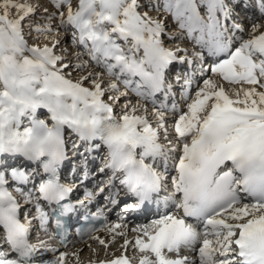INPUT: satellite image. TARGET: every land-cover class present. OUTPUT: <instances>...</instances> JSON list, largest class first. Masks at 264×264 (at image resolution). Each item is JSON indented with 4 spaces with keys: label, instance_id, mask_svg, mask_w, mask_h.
<instances>
[{
    "label": "snow or ice",
    "instance_id": "1",
    "mask_svg": "<svg viewBox=\"0 0 264 264\" xmlns=\"http://www.w3.org/2000/svg\"><path fill=\"white\" fill-rule=\"evenodd\" d=\"M162 3L163 12L172 16L188 40L212 56L227 55L209 66L214 76L250 87H240L230 95L215 80L205 79L190 95L191 80L185 77L182 95L190 100L186 110H178L175 103L171 108L166 103L157 106L151 98L163 92L167 99L172 91L166 70L173 62L184 63L188 53L179 45L174 50L165 47L163 20L141 11V0H78L75 10L71 0H59L54 6L65 10L58 17H46L59 19L55 32L50 23L30 22L36 8L27 0H0V226L9 246V252L0 251V264H36L33 253L44 242L30 243L29 232L33 220L41 228L49 221L39 202L32 219L27 214L24 222L18 219L19 203L5 185L9 178L15 181L14 191L31 202L33 189L22 185L33 177L29 169L9 165V158L40 161L48 178L34 186L35 191L39 201L56 205L52 215L59 213L58 229L62 227L59 217L74 211L73 204L64 202L73 189L61 184L57 176L66 159L67 131L106 147L100 171L111 170L107 183L119 179L136 197L125 211L139 210L154 199L159 204L154 194L168 190L170 179L165 208L171 203L182 215L164 211L132 229L137 233L134 248L140 254L139 264H189L180 251L197 244L199 264H264V91H257V86L264 89V32L243 40L232 51L231 34L243 29L235 22L231 27L227 24L232 9L226 0ZM259 5L264 12V0ZM25 27L29 35L35 32L46 39L59 35V29H70L73 44L83 49L76 60L86 59L65 62L63 54H56V39L50 45L29 46ZM261 27L254 24L253 33ZM176 38L175 34L168 37ZM93 67L103 72L88 71ZM74 72L86 75L74 80ZM129 93L138 97L137 103L126 99ZM121 98H125L122 105ZM149 101L151 121L145 106ZM117 106L121 107L119 115ZM40 109L47 110L51 126L39 118ZM169 112L176 116L172 123L166 119ZM172 170L175 175H170ZM188 217L202 223L203 230L188 223ZM121 227L114 224L108 229L115 234L112 242L116 236H126L116 231ZM90 238L105 249L109 246L95 235ZM130 243L125 238L121 248L127 250ZM68 255L60 253L40 264H67ZM100 264L131 262L121 252Z\"/></svg>",
    "mask_w": 264,
    "mask_h": 264
},
{
    "label": "rangeland",
    "instance_id": "2",
    "mask_svg": "<svg viewBox=\"0 0 264 264\" xmlns=\"http://www.w3.org/2000/svg\"><path fill=\"white\" fill-rule=\"evenodd\" d=\"M232 1L235 0H226V2L229 4V7L232 9V18L231 21L228 23L229 27L232 26V24L235 22L237 24H239L241 26V28L243 29L242 31H237L235 33L231 34V38H232V43L235 42V45L232 49V51L235 50V48L239 47L240 43L243 40H247L252 38L253 35H259L261 32H264V27H261L257 32L253 33L252 31V26L254 24H260V25H264V17L258 16L256 17L254 13L258 14L259 12H257L258 10V6H257V0H246L247 4L245 3L243 6H240V4H238L240 7L237 9L232 5ZM17 2H24V0H17ZM28 3L32 4L33 6H35L36 10H35V14L34 16L30 17V22L32 24H51L53 31L55 32L57 30V25L59 24V19H53L51 21H49L48 19H46V17L48 16H57L59 15L60 11H64V8H57L54 5H56L57 3H59V0H27ZM78 0H71L73 9L75 10V7L77 5ZM141 11H148L149 15L152 16L153 18H157V19H161L163 20L164 24H165V35L163 36V42L165 47L170 48V49H175L176 45H179V47L186 49L187 50V57L185 59V64L188 65V60L192 61V63H194V66L192 68H190L189 70H182L179 71L175 68H173L172 71H175L174 73L172 71L168 72V74L166 75V80L167 83H170L172 85V88L175 89L176 95H174V97L177 98V100H173L169 102V106L170 108L172 107L173 103H175L176 108H180L181 105L184 103V106H182V111L186 110V105L187 103H190V100H186L184 98L179 97V94L182 93V88L184 85V80L185 77H188L190 75V73L192 74H197V75H202L203 78L202 80H199V82L197 84H195V88L193 89V91L191 92V95L195 94V91L198 90V86L202 87L203 86V81L205 79H212L215 80L219 85H221V83L219 82V79L217 78V76H214L211 71L210 68H208L209 66V62L205 61L204 59L201 60V56H202V52H201V48L195 44L194 41H190L186 38V33H181L178 25L176 24V22L173 20L172 16L170 14H167L165 12H163V3L162 0H141ZM145 5H148L150 7H144ZM159 6L161 8V11L157 12L155 11V8ZM252 6V8L254 9V13H250V12H245L244 9L245 7L248 8ZM45 9H47V12H45ZM252 9V12H253ZM247 16H251L254 17L253 21L251 20H247ZM247 20V21H246ZM25 31V38L29 44V46H33V45H37L39 44L40 46H43L44 44H49L50 45V41L52 39H56L59 41V44L56 48V54L57 55H61L63 54V59L65 60V62H71V63H80L82 62L83 59H86V57H82L81 61H77L76 57L79 53L83 52V49L81 47H78L77 45H74L72 42V31L69 29L68 31H65L64 29H59V35L56 36H52L49 35L47 37V39L44 36H37V34L35 32H32L31 35H29V29L27 27H25L24 29ZM176 35V39L175 40H169L168 37L170 35ZM180 35H184L185 39L181 40L179 37ZM118 43H122V41H118ZM195 53H199L200 57L198 58ZM180 55H183V53H180ZM204 58V57H203ZM88 71H99V72H103V69L101 68H97V67H93L88 69ZM173 73V74H172ZM81 75H86V72H74L72 75V79H78ZM103 79L105 81L108 80V77L106 75H104ZM225 82V81H224ZM228 82L224 83L225 85H222L225 89L226 92H228L230 95L232 94L233 90H237L238 86L236 85H227ZM85 86H90L89 84H86ZM247 88V87H245ZM121 90H123L122 86H121ZM263 91L264 89H260L259 86H257V91ZM129 94L128 97L126 99L130 100L133 104L137 103L138 98L134 95ZM157 100H161L160 97H156ZM125 98H121V105L124 103ZM184 100V101H182ZM158 103L156 102V105ZM145 106L148 108L149 111V120L151 121V111H152V103L150 102H145ZM115 111L117 113V115H119L120 111H121V107L117 106L115 108ZM178 115V114H177ZM176 115V116H177ZM45 116H47V112L45 111L44 113H42V118H46ZM176 116H174L171 112H169L167 114V121L169 123H172L174 121V119L176 118ZM26 123V122H25ZM170 135H172L174 137V133H172L170 131ZM67 139L70 140V144L73 143L74 139L70 137V134L66 135ZM81 154V153H80ZM82 156V154H81ZM85 160V159H83ZM96 162V167H94V169L91 170V173L87 172V169L85 168L84 164L86 165V161H82L81 159H79V161L77 162L76 160H74V164L78 165L76 166L78 167H84L83 171H80L78 177H82L85 174H92V176L94 177V179H92L91 181H88L87 184L81 185L80 189H87L89 191V193H96V192H101L99 191L100 188H104V186L106 185V175L102 174L100 176L97 177V175L95 174V172H93V170L97 169V167L100 166L101 164V157L98 155V157L95 159ZM83 163H82V162ZM171 164V161H169V165ZM91 167V166H90ZM89 167V168H90ZM94 173V174H93ZM171 190V185L168 182V190H166L167 192ZM100 199L104 202H107V196L105 197L104 195H102L100 197ZM27 212H32V208L31 207H27ZM149 222V221H148ZM117 224L118 222L113 221L112 224ZM138 225H134L131 227V229H124V232H126V236L125 235H120L117 238H115V242H112L113 237L111 235H109V232L103 233L102 237H100L99 239H107V238H111V240L108 242V248L104 249V251H117L120 246L122 244H124V241L122 239V237H128L131 238L129 239V241L131 242V248L130 249V254L129 257L132 261H135V256H136V249L134 248V242H135V238L137 233H134L132 231V229L134 227H136ZM203 230V229H202ZM201 230V231H202ZM35 235L33 236V243L34 244H39L40 242H44L47 243L50 240V236L48 233H44V232H39L36 228L33 229ZM105 232V231H104ZM46 236V237H44ZM130 236V237H129ZM95 247V248H94ZM101 246L98 243V240H95L93 243H91V245L88 246V249L86 250V252L84 253L83 256L81 257H77L78 260L72 258V251L71 253H69V250H63V253H68L69 255L66 256V260H68L67 264H86L88 261H91L93 259H96V255H98L99 252H97L98 249H100ZM98 248V249H97ZM198 248H193L192 251L189 253L190 259H188L189 264L193 263V264H199V257H198ZM59 255V253L57 254ZM80 260V261H79ZM192 260V261H191ZM197 260V261H196Z\"/></svg>",
    "mask_w": 264,
    "mask_h": 264
},
{
    "label": "bare ground",
    "instance_id": "3",
    "mask_svg": "<svg viewBox=\"0 0 264 264\" xmlns=\"http://www.w3.org/2000/svg\"><path fill=\"white\" fill-rule=\"evenodd\" d=\"M214 56H210V59H211V61L214 59V62H218L219 60H221V59H223V58H220V59H218V60H216L215 59V57L213 58ZM203 59V58H202ZM189 61V60H188ZM184 64H185V62H184ZM188 65L190 66V63L188 62ZM172 67V65H170L169 66V68H171ZM167 69L168 71L170 70V69ZM184 68V67H183ZM168 71H167V74H168ZM171 71H172V69H171ZM179 71H182V70H179ZM173 73L175 72V71H172ZM172 73V74H173ZM166 74V75H167ZM218 79H219V82L221 83V85H225L224 83H226V81L224 82V80H222L219 76L217 77ZM218 84V83H217ZM227 85H230L229 83H227ZM231 85H233V84H231ZM190 86H192V84L190 85ZM236 86H238V88H237V90L240 88V87H250L249 85H236ZM191 89H193V88H191ZM173 91H175V89H173L172 88V91H171V93H169V95H168V97H167V99L165 98V94H163V99L162 100H157V99H152V100H154L155 102H157V103H159L158 104V106L161 104V103H166L168 106H169V102L170 101H173V100H177V98L176 97H174V95H176V92H173ZM129 94H131V95H134L135 96V94L134 93H129ZM130 95V96H131ZM181 95H182V93H180L179 94V97H181ZM138 98V97H137ZM150 102V101H149ZM151 103V102H150ZM171 103V102H170ZM182 106H184V104H182L181 105V107L180 108H177L178 110H181L182 111ZM169 108H170V106H169ZM47 112V110H45V109H40V110H38V116L39 117H42V113H44V112ZM48 114V113H47ZM177 114H179V111L176 113V115ZM178 116V115H177ZM49 121V120H48ZM48 124H49V126H51V121H49L48 122ZM74 136H76L75 134H74ZM76 138H78L77 136H76ZM78 140H80V139H78ZM85 148H86V146H85ZM86 154V153H85ZM86 159H88L89 158V156L88 157H85ZM84 157L83 158H81V160L82 161H86V160H83V159H85ZM90 158L92 159V162L94 161L93 159L95 158V156L94 155H90ZM11 161V160H10ZM9 161V162H10ZM81 161V162H82ZM92 162H90L89 161V163H92ZM83 163V162H82ZM84 166H86L85 164H84ZM87 167H88V165H87ZM82 168H83V166H82ZM86 168V167H85ZM169 168L171 169L172 168V162H171V164L169 165ZM170 175H175V172H174V170H172L171 172H170ZM170 180V179H169ZM108 192H109V190H108ZM166 195H168V194H166ZM241 195H244V194H241ZM164 197L165 196H161V200H160V205H165L164 204ZM36 199V195L35 194H33V200H35ZM252 198L251 197H246V200H251ZM113 205V204H112ZM174 206V205H173ZM169 207V210L168 209H163V208H161V210L160 211H158V213H156V214H152V216H151V214H149V212H146L144 215H147V214H149L148 216H146L144 219H129L128 221H126V222H120V223H117V224H120L122 227L120 228V229H117L116 231H118V232H124V229H131V227L132 226H134V223H136V225H141V224H146V223H150L151 222V220L152 219H154V218H158V215L160 214V213H163L164 211H169V212H177V211H179V214L180 215H182V210H177L176 208H175V206L174 207ZM163 209V210H162ZM186 220H187V218H186ZM149 221V222H148ZM194 226H196L197 228H198V225H199V222H193L192 223ZM114 225V224H113ZM108 226V225H107ZM112 225H109V228L111 227ZM126 226V227H125ZM198 230H201V229H199L198 228ZM104 232V231H103ZM106 232H109L107 229H105V232L104 233H106ZM110 233V232H109ZM52 235V234H51ZM109 235H111L112 237H113V235H115L114 233H110ZM96 236H98V235H96ZM44 237H46V236H44ZM53 237V236H52ZM98 237H100V235L98 236ZM102 237V236H101ZM118 236H116V238H117ZM130 237V236H129ZM126 238V237H125ZM125 238L124 237H122V239H121V241L123 240H125ZM126 239H131V238H126ZM106 243H108L110 240H111V238H107V239H103ZM71 242H74L73 240L71 241ZM94 242V240L93 239H91L90 241H88V242H86V243H84V242H78L79 244H77V245H75V246H70L68 249H66V251H68L69 250V253H71V251H72V254H74V253H77L78 254V257H81V256H83L84 255V253L86 252V250L88 249V246L89 245H91V243H93ZM72 244H74V243H72ZM46 245H49V247H53L54 249H51V248H49V249H46V248H40V249H38L37 250V252H38V254H37V257H38V259L37 260H35V261H43V260H52V259H54V258H56V257H54V258H52V257H46V255H48L51 251H54V250H56L55 252H58L59 250V252H61V251H63V248H62V246H60L57 242H56V245H52V242H48ZM123 245V244H122ZM0 246H1V244H0ZM131 246V244H129V246L127 247V250H124V249H122L121 248V246H120V248L117 250V251H111V252H109L108 250L107 251H104V247H101L100 249H98L97 250V252H99L98 253V255H96V259H93V260H91V261H88L86 264H95V263H98V262H101V261H104V260H111V259H113V258H115V257H118V256H120L121 255V252H124V254L129 258V260H130V257H129V252H130V249L129 248H131L130 247ZM2 247V249L4 248V246H1ZM46 247V246H45ZM95 248V247H94ZM42 249V250H41ZM192 248H182L181 249V251H180V255L183 257V256H187L188 257V259H190V256H189V253L192 251L191 250ZM48 250H51V251H48ZM4 252H6V250L4 249ZM63 253V252H62ZM139 253L136 251V256H135V262H131V264H139V260H138V257H139ZM170 255H175V254H170ZM72 258H74V259H76V260H78V258H77V256H73L72 255ZM80 261V260H79ZM192 261V260H191ZM197 261V260H196ZM66 262L68 263V260H66ZM76 264H79V263H77L76 262ZM191 264H193V263H191Z\"/></svg>",
    "mask_w": 264,
    "mask_h": 264
}]
</instances>
